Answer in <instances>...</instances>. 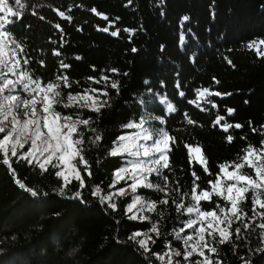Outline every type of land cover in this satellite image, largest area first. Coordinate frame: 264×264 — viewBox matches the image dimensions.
Here are the masks:
<instances>
[{"label": "trees", "instance_id": "trees-1", "mask_svg": "<svg viewBox=\"0 0 264 264\" xmlns=\"http://www.w3.org/2000/svg\"><path fill=\"white\" fill-rule=\"evenodd\" d=\"M26 2L29 7L23 10V18L6 26L10 27L11 38L23 49L20 53L23 60L30 61L24 64V69L44 81L61 73L80 81L79 85H73V92L91 84L87 77L99 78L103 72L120 81V91L117 95L114 89H107L109 97L102 99H108L111 107L103 109L99 116L84 113L96 121L92 127L103 134V139L98 146L86 144L85 156L91 164L92 176L85 174L86 187L81 189V198H69L79 186L76 181L70 185L71 191L66 197L58 195L55 189L61 181L52 169L42 174L19 156L11 157V168L0 163V264H161L128 239L135 231L151 228L149 221L128 219L132 213L126 215L125 208L131 203V194L115 197L118 207L113 211L91 194L93 187L99 185L107 193L127 187L124 181L115 188L109 187L113 172L124 164V159L109 156L108 151L117 136L136 131L121 125L142 117H161L163 123L151 119L150 126L164 128L177 137L170 153L172 169L165 170L164 174L169 177L170 189H175L179 181L181 193L190 192L192 171L200 177L197 183L201 188H208V181L214 178L206 175L199 164L193 162L190 166L185 143L202 146L213 174L220 171L219 164L239 162L238 156L243 155L242 150L249 144L260 147L264 139V58L246 45L264 38V0ZM92 8L103 15L92 12ZM54 9L63 11L65 18ZM183 16L189 19L181 25ZM104 27H109V31L98 30ZM117 29L119 34L112 36L110 33ZM54 51L60 55H53ZM40 60L44 61L43 66ZM61 60L70 64V68L61 69ZM111 68L118 72H111ZM203 88L231 95L208 96L210 103L202 98L190 104L189 101L197 100L196 90ZM181 92L185 95L181 96ZM165 97L176 108L175 112H165V103L161 102ZM213 103L216 107H212ZM227 108L235 109L232 116L227 115ZM185 113L196 123L188 124ZM218 115L243 127L225 132L221 127L224 121L214 124ZM228 135L234 136L233 142H227ZM89 136L94 134L86 130L85 139ZM27 147L20 151H26ZM244 171L252 170L246 167ZM150 179L163 183L158 178ZM18 181L25 187H20ZM27 188L39 195L33 196ZM136 194L157 202L166 198L153 189H138ZM247 195L242 207L252 216L251 193ZM168 199L167 205L158 204L163 217L154 212L143 213L159 221L161 235L150 233L156 241L154 245L149 244L153 252L169 251L165 245L184 250L182 242L175 239L174 230L182 227L188 216L177 213L176 205L171 203L172 199L179 202L180 194L172 191ZM218 199L214 196L212 203L202 201V207L211 209ZM183 202L191 203L187 197ZM235 227L242 225L234 224L233 230ZM259 231L257 228L246 240H236L233 236L232 242L218 246L219 257L213 256V259H220L222 264H245L246 261L264 264V252L256 251ZM185 234H191V230L182 235ZM176 259L188 264L182 257ZM196 259L202 258L194 255L192 260Z\"/></svg>", "mask_w": 264, "mask_h": 264}, {"label": "snow or ice", "instance_id": "snow-or-ice-1", "mask_svg": "<svg viewBox=\"0 0 264 264\" xmlns=\"http://www.w3.org/2000/svg\"><path fill=\"white\" fill-rule=\"evenodd\" d=\"M129 2L131 3V0ZM28 7L26 0H0V134H2L0 163L11 168V157L19 156L20 160L38 168L42 174L52 169L55 177L61 181L55 189L56 193L66 197L71 191L70 185L76 181L79 186L71 192L69 198L79 199L82 196L81 189L86 187L85 174L89 178L92 176L91 164L85 156L88 150L86 144L98 146L103 139V134L92 127L96 121L91 116L85 117L84 113L85 111L93 112L99 116L103 109L111 107L109 100L102 98L109 97L108 88L114 89L119 95L120 81L113 80L102 72L99 78H86L91 84L102 85L101 87H92L89 84L88 87L73 92L71 91L73 85H79L80 81L71 80L63 73L56 75L54 79L44 81L40 77H35L27 69L21 70V61L16 58L19 46L10 47V44L15 45L16 42L14 38H11L10 27L6 26H11L22 19L23 10ZM54 10L60 17L65 18L63 11ZM91 11L97 13L96 8H92ZM33 14L36 13L33 12ZM40 18L43 19V17ZM67 18L71 19V17ZM103 18L108 20L106 15ZM188 19V16H183L181 25ZM111 26L110 23L109 27ZM56 27L59 28L60 25L57 24ZM109 27L98 28V30L108 32ZM119 31L117 29L110 34L117 36ZM123 31L134 30L123 29ZM181 40L183 41V35ZM262 46H264V38L254 39L246 45L249 50H255L258 57L264 58ZM19 51L23 53L22 48H19ZM132 51L135 52L136 49L133 48ZM53 55L59 56L60 52L54 51ZM29 62L28 59L23 60V64ZM39 63L41 66L44 65L43 60ZM59 63L61 69L70 68V64L63 60ZM228 63L231 64V60H228ZM93 70H95L94 66ZM110 71L117 73L118 69L111 68ZM215 82L219 83V81ZM65 89L69 91L65 93ZM196 92L197 100L189 101L190 104L197 103L202 98L206 103H210L208 96L231 95V93L211 92L209 88L197 89ZM180 95L185 94L181 92ZM161 102L167 103L168 112L176 111V108L167 102L166 97ZM212 107H216V104L213 103ZM21 111L23 118H21ZM226 112L228 116H232L235 109L227 108ZM151 119H157L163 123L161 117H142L139 121L131 120L121 125L124 129L136 131L117 136L108 151L109 156H119L124 159V164L113 172V181L109 187L115 188L121 181H124L127 187H120L114 193H107L99 185H95L91 193L102 205L106 204L108 208L116 211L118 206L114 198L123 197L130 192L131 203L125 208L126 215L132 213L128 215V219L149 221L151 228L147 231H135L128 239L145 253H151L161 264H181L180 259H176L178 257H182L188 264H222L220 259H213V256L219 257L218 246L232 242L233 236L236 240H246L258 228L260 230L257 234L259 246L256 251L264 252V139L261 140L260 147L249 144L244 148L243 155L238 156L239 162L229 161L217 165L220 171L216 174L210 172L208 159L203 153L202 146L185 143L190 166L195 162L203 168L206 175L214 178L208 181V188H201L197 183L200 177L192 171L191 190L181 193L179 181L175 189H170L169 177L164 174L165 170L172 169L170 153L173 151L172 146L177 142V137L164 128L151 127ZM185 119L188 124L196 123L187 113H185ZM221 121H224L221 127L225 132L231 128L243 127L239 123H229L224 115H218L214 124L219 125ZM249 124L251 125L250 121ZM86 130L94 134L87 140L85 139ZM253 131L256 129L253 128ZM241 138L245 139V137ZM226 140L231 143L234 136L228 135ZM26 145L27 150L21 152L20 150L25 149ZM246 167L252 171H244ZM150 177L158 178L163 183L153 182ZM18 183L20 187H25L24 183L19 181ZM138 189H153L163 193L166 198L158 202L146 199L136 194ZM27 191L33 196L39 195L32 188H27ZM172 191L180 194L179 202L175 199L171 200V203L176 205L177 213L183 212L188 216V219L182 222V227L174 230L175 239L182 242L184 250L181 252L170 245H165L169 251L153 252L149 244L154 245L156 241L150 233H155L157 237L161 235L159 221L143 213L154 212L163 217L164 213L158 210V204L167 205ZM248 193H251L252 216H249L242 207L248 199ZM214 196L219 198L215 206L204 209L201 202L212 203ZM186 197L191 203L183 202ZM257 220H259L258 223ZM234 224L242 225V227H235L233 230ZM189 229L191 234L182 235ZM138 237L142 238L137 239ZM235 247L233 243V248ZM194 255L202 259L193 261ZM245 264H251V262L246 261Z\"/></svg>", "mask_w": 264, "mask_h": 264}, {"label": "rangeland", "instance_id": "rangeland-1", "mask_svg": "<svg viewBox=\"0 0 264 264\" xmlns=\"http://www.w3.org/2000/svg\"><path fill=\"white\" fill-rule=\"evenodd\" d=\"M17 46V44L15 43V45H11L10 44V47H16ZM262 47H264V46H262ZM20 48V47H19ZM19 48L17 49V59H20V61H21V64H22V68H21V70H24V64H23V58L21 57V55H20V51H19ZM14 79L16 78V77H13ZM164 108H165V112L166 113H169L168 111H167V103H165L164 104ZM21 118H23L22 117V111H21ZM152 120H154V121H156V122H158L159 120H157V119H152ZM130 193V192H129ZM128 195V194H127ZM127 195H125V196H127ZM136 211V210H135Z\"/></svg>", "mask_w": 264, "mask_h": 264}]
</instances>
